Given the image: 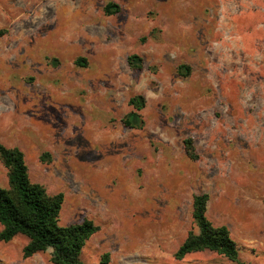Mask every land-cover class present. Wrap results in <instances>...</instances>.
I'll use <instances>...</instances> for the list:
<instances>
[{
  "label": "rangeland",
  "instance_id": "rangeland-1",
  "mask_svg": "<svg viewBox=\"0 0 264 264\" xmlns=\"http://www.w3.org/2000/svg\"><path fill=\"white\" fill-rule=\"evenodd\" d=\"M0 29V143L63 194L60 226L98 227L84 264H264V0H0ZM134 96L141 129L121 123ZM201 193L239 262L174 259ZM26 243L0 242V264H51Z\"/></svg>",
  "mask_w": 264,
  "mask_h": 264
},
{
  "label": "trees",
  "instance_id": "trees-1",
  "mask_svg": "<svg viewBox=\"0 0 264 264\" xmlns=\"http://www.w3.org/2000/svg\"><path fill=\"white\" fill-rule=\"evenodd\" d=\"M117 11V6L111 3L103 8L105 15ZM5 33V29H0V38ZM83 63L84 59L78 58L74 65L82 67ZM127 64L130 69H141V59L134 54L128 56ZM128 105L133 111L121 120L122 125L128 129H141L143 122L138 112L144 107L143 97H131ZM183 143L185 154L195 161L197 154L192 140L188 138ZM44 156L48 155L44 154L42 158ZM0 162L7 171V188L0 186V242L7 243L22 235L27 238L22 249L24 259L50 250L51 264H84L80 260L82 248L98 227L90 220L60 226L58 217L63 194L48 195L42 186L30 181L23 153L18 148L0 143ZM207 201L206 193L193 196L191 219L197 232L187 234L174 253V259L182 260L189 254L209 251L230 262H239L238 248L227 227L214 226L207 218ZM98 264H108V255H102Z\"/></svg>",
  "mask_w": 264,
  "mask_h": 264
}]
</instances>
